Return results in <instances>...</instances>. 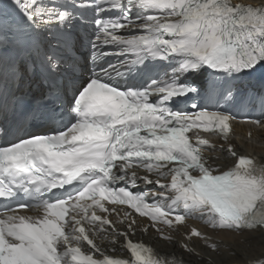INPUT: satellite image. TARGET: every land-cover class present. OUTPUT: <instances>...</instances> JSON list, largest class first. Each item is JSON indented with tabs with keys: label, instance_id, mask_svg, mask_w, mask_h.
<instances>
[{
	"label": "snow or ice",
	"instance_id": "1",
	"mask_svg": "<svg viewBox=\"0 0 264 264\" xmlns=\"http://www.w3.org/2000/svg\"><path fill=\"white\" fill-rule=\"evenodd\" d=\"M237 120L264 129V2H0V264H214L216 233L264 243V158L238 151Z\"/></svg>",
	"mask_w": 264,
	"mask_h": 264
},
{
	"label": "bare ground",
	"instance_id": "2",
	"mask_svg": "<svg viewBox=\"0 0 264 264\" xmlns=\"http://www.w3.org/2000/svg\"><path fill=\"white\" fill-rule=\"evenodd\" d=\"M250 2L251 0H247ZM257 2H264V0H253ZM247 128L239 126L236 128V138H233V142L237 146L239 152H251L264 158V129L253 130V137L247 138L245 134ZM221 143V142H220ZM219 143V144H220ZM219 144H216L219 146ZM212 159L216 164H221L222 168L226 163H231L230 160H224V154L218 152H212ZM219 157V159H217ZM146 237L148 241H152ZM212 243H216L220 248V254L209 253L206 258H211L214 264H245V261L255 259L261 252H264V243H262V237L259 234L250 235L248 233L235 234L229 232H219L213 235ZM155 246L162 250L172 251L173 249L167 248L163 241L154 243ZM187 257V256H186ZM189 258V257H187ZM195 259V257H192ZM200 264H204L203 261Z\"/></svg>",
	"mask_w": 264,
	"mask_h": 264
}]
</instances>
